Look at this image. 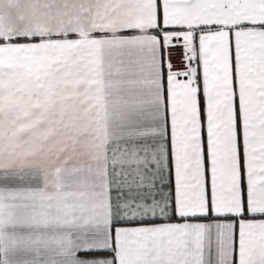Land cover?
<instances>
[{
  "label": "snow or ice",
  "instance_id": "6c2138e0",
  "mask_svg": "<svg viewBox=\"0 0 264 264\" xmlns=\"http://www.w3.org/2000/svg\"><path fill=\"white\" fill-rule=\"evenodd\" d=\"M0 264H264V0H0Z\"/></svg>",
  "mask_w": 264,
  "mask_h": 264
}]
</instances>
